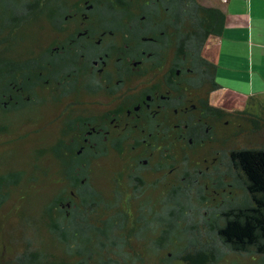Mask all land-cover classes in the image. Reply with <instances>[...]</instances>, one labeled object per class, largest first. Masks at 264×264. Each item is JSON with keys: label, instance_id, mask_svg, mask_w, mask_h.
<instances>
[{"label": "trees", "instance_id": "obj_1", "mask_svg": "<svg viewBox=\"0 0 264 264\" xmlns=\"http://www.w3.org/2000/svg\"><path fill=\"white\" fill-rule=\"evenodd\" d=\"M59 3V0H18L14 5L16 17L14 15L8 26L22 25L17 24L18 12L32 11L34 17L29 21H39L40 16L35 12L54 11ZM112 5L113 10L123 11L137 20L140 18L134 12H139L141 6L142 13L149 14L150 18L160 15V9L169 12L170 18L175 17L174 24L181 38H190L194 66L201 73L198 81L206 86L205 100L210 108L220 112L222 122H235L236 136L264 129L263 102L258 105L261 113L249 108L227 110L210 103V96L220 88L216 78L217 64L201 53L210 38L221 30L224 20L221 11L204 7L199 0H114ZM135 6L137 9H131ZM23 102L19 108L13 101L0 98V139L14 134L15 130L18 136L20 127L34 124L39 140H46V144L43 142L30 153L34 155L38 149L39 160L48 161L52 156L60 162L62 171L57 174L63 180L59 177L56 193H51L44 204L42 216L46 219V227L42 237L36 240L31 196L27 199L28 206L23 200L19 201L23 207L16 205L14 214L2 211L12 193L26 184V167L21 163L14 165L13 161L0 165V217L7 215L3 221L4 231L0 227V264H215L223 263L229 254H237L232 264H238L246 256L253 257V264H264V144L222 142L221 125L220 133L217 131L205 144L196 139L193 143L182 142L174 147L173 154L162 148V172L158 182L171 187L172 193H162L155 200L153 195L144 198L127 191L126 188L137 185L135 177L141 174L131 170L132 162H127L124 147L107 151L104 146L97 151L84 147L82 150L78 144L66 142L64 131L46 129L35 123L34 116L25 107L26 101ZM51 132H58L53 143L46 137ZM27 135L20 134L19 141ZM208 143L211 155L203 156L197 164L190 163L189 150ZM5 148L11 150L13 147ZM103 156L106 159L114 156L116 162L110 174L101 172L95 177L108 179V183L101 186L93 182L90 172L92 162L105 159ZM42 169L43 176H47L49 168ZM231 171L238 187L229 181ZM216 187L225 188L222 199L232 201L230 204L220 203L221 199L216 203L211 191ZM41 201L38 198V202ZM209 201L214 202L213 207H208L211 206ZM206 207V212L202 213L201 209ZM236 209L241 210L240 220L228 224L227 220L233 217L225 215ZM130 214L135 219L132 224ZM12 217L16 222L11 230L5 225ZM216 219L223 224H217ZM208 226L212 230V235L207 233L210 241L204 238ZM132 240L135 249L131 252Z\"/></svg>", "mask_w": 264, "mask_h": 264}, {"label": "flooded vegetation", "instance_id": "obj_2", "mask_svg": "<svg viewBox=\"0 0 264 264\" xmlns=\"http://www.w3.org/2000/svg\"><path fill=\"white\" fill-rule=\"evenodd\" d=\"M113 1L59 0L54 11L35 12L39 21L22 11V25L8 26L18 0H0V98L19 108L26 101L35 123L64 131L82 150L124 147L131 170L141 174L127 191L156 200L172 193L158 182L161 149L173 154L182 142L205 144L223 119L205 100L190 38H181L175 17L160 9L150 18L141 6L137 20L113 10ZM240 212L226 214L233 217L227 223Z\"/></svg>", "mask_w": 264, "mask_h": 264}, {"label": "crops", "instance_id": "obj_3", "mask_svg": "<svg viewBox=\"0 0 264 264\" xmlns=\"http://www.w3.org/2000/svg\"><path fill=\"white\" fill-rule=\"evenodd\" d=\"M199 2L224 14L220 32L204 51L217 64L220 88L212 103L227 110L259 107L264 103V0Z\"/></svg>", "mask_w": 264, "mask_h": 264}, {"label": "rangeland", "instance_id": "obj_4", "mask_svg": "<svg viewBox=\"0 0 264 264\" xmlns=\"http://www.w3.org/2000/svg\"><path fill=\"white\" fill-rule=\"evenodd\" d=\"M249 109H252L253 112L256 111V113H261V108H259V107L251 108V106H249ZM235 127H236V124L234 121L228 120V121L223 122L222 131H221L222 142H226L229 144L230 143H238V142L243 144L245 142H251L252 146H260V145L264 144V129L261 132H255V133H249V134L245 133V134H243V136H236L235 133L237 130L235 129ZM18 132H19L17 134L18 136L20 134H24V135L28 134V135L26 136V138L21 139L19 141L18 136H16V130H15L14 134L12 132V133H10V136L4 135V136H2V139H0V165H2L6 161H8V162L13 161L14 165H19V163H21V165L23 167H26L25 171H27L26 172L27 173L26 174V177H27L26 178V184L23 185L22 187L17 188L15 190V192L12 193L11 199L6 203V205L4 206L2 211L4 212L7 210V212L11 211L14 214V211H15L14 209H15L16 205L20 206L21 208L23 207L22 204L19 203V201L23 200V203L26 206H28L27 199H29V196H31L32 201H33V204H32L33 206H30V208L34 212V215L32 218V220H33L32 228L36 233V240H37L38 238L42 237V233L45 230L44 227H46V219L44 216H42V211L44 210V204L49 200V197L52 195L51 193H54L55 191H57V189L59 187V183H56V182H58L59 177H61V175H59L57 173L61 172L62 168H61L60 162H58L52 156H50L48 161L42 160V158L39 160V156L37 154L38 149L35 151L34 155H32L30 153L32 149H35L39 145H42L43 142H45V144H46V140L45 141L39 140V135H38V133L34 127V124L22 126L19 128ZM54 135H55V137H54ZM57 136H58V132L56 134L51 132L46 137L50 141H52V143H53V142H55V140H56L55 138ZM233 139H236V140H233ZM9 142H10V145H9ZM4 145L6 147L10 146L13 148H11V150H8L5 148ZM211 150L212 149H211L210 143H208L205 146H198L194 150H189L188 154L191 156L190 163H196L200 159L204 158L205 155L206 156L211 155V153H209ZM178 153L180 154V158H181L180 148L178 149ZM114 162H116L114 156L110 157L108 159L99 158L98 160L92 162L93 169L91 170L90 174H91L93 182L96 183V181H97V183L101 184V186L104 185L103 183L107 184L108 179L102 178V179L97 180V179H95V177L98 176L101 172H105V173L107 172L110 174L111 170L113 168ZM40 166L49 168L50 172L47 176H43V174L41 173L43 170L42 169L43 167H40ZM0 169H1V166H0ZM56 174H57V176H56ZM53 178H54V180L52 181ZM55 179H56V181H55ZM60 179L63 180V177H61ZM60 179H59V181H60ZM237 180H239V179H237ZM229 181L235 187H238V183L235 182V176H233L232 171H231L230 176H229ZM208 182H209L210 186L213 185L211 179H209ZM218 191H220L221 194H215V198L222 199L223 190L218 189ZM238 191H240V189H238ZM21 197H23V198H21ZM212 197L213 196L210 195L211 201L213 199ZM38 198H41L42 201L38 202ZM218 199H215L217 204H218ZM24 200H25V202H24ZM214 202L211 203L209 201L211 206H208V207H213ZM205 206H207V205H205ZM17 208H19V207H16V209ZM206 210H207V207L201 209V212L204 213V212H206ZM200 213L198 212V214H200ZM6 219H7V215L6 216L2 215V217H0V227H2L3 231L5 229L3 221ZM9 220H10V223L5 225L7 229H10L11 227H13V223L16 222V218L12 217ZM215 221L219 225L223 224L219 219H216ZM134 222H135V219L133 218V215L130 214V223L132 224ZM11 230H12V228H11ZM211 231L212 230H210V227L208 226L207 230L204 231L205 240L210 241L211 238L209 236L212 235ZM207 233L209 234V236L207 235ZM134 240L136 241V239H134ZM134 240H132L133 241V247L129 248V251H131V252L134 251V249H135V247H134L135 241ZM145 243H147V242L146 241L142 242V244H144V245H145ZM230 255H233V256H230ZM236 256H237V254H229L228 257H226L225 261H223L224 259L222 260L223 263L218 262L215 264H232L234 261L233 258H235ZM237 263L238 264H253V257L252 256L242 257L241 260L238 261Z\"/></svg>", "mask_w": 264, "mask_h": 264}]
</instances>
